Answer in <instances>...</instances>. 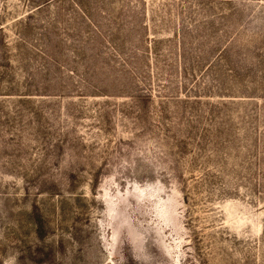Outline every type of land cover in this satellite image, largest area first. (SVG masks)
<instances>
[{
    "label": "rangeland",
    "instance_id": "1",
    "mask_svg": "<svg viewBox=\"0 0 264 264\" xmlns=\"http://www.w3.org/2000/svg\"><path fill=\"white\" fill-rule=\"evenodd\" d=\"M0 264H264V0H0Z\"/></svg>",
    "mask_w": 264,
    "mask_h": 264
}]
</instances>
